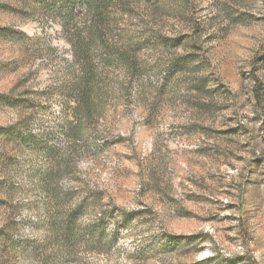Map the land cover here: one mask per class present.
<instances>
[{
    "label": "rangeland",
    "instance_id": "obj_1",
    "mask_svg": "<svg viewBox=\"0 0 264 264\" xmlns=\"http://www.w3.org/2000/svg\"><path fill=\"white\" fill-rule=\"evenodd\" d=\"M112 17L111 49L91 54L101 116L81 127L56 191L66 208L83 202L82 229L101 213L138 219L125 229L108 220L98 247L69 256L46 241L41 256L32 248L44 244L54 195L30 176L45 163L2 129L30 117L37 136L53 130L65 100L32 92L61 88L79 68L40 4L0 0V95L44 106L0 103V264H264V0H129ZM128 46L137 70L105 62Z\"/></svg>",
    "mask_w": 264,
    "mask_h": 264
},
{
    "label": "trees",
    "instance_id": "obj_2",
    "mask_svg": "<svg viewBox=\"0 0 264 264\" xmlns=\"http://www.w3.org/2000/svg\"><path fill=\"white\" fill-rule=\"evenodd\" d=\"M35 1L41 5L43 13L52 20H58L61 28L69 34L72 54L77 59L79 72L74 79L63 82L59 89L32 92L39 100L43 97L46 101L50 99L56 101L57 98L53 97L54 93L65 100L60 114V122L55 124L53 130L37 136L31 129L30 117H25L2 130L6 135L28 148L32 156L40 158L45 163L42 169L32 172L30 178L37 189L54 195L53 199L47 200L43 209L48 230L43 241L44 244L38 248L33 247L32 251L34 254L42 256L47 246L46 241H49L52 243L51 245L59 249L60 253L69 256L75 253L78 245L98 247L106 231L108 220L118 228L125 229L138 219L135 212L115 214L113 211L108 218L105 213H101L96 222L82 229L79 226V220L84 214L83 202L66 208L64 205L67 203L65 198L68 197L67 194L63 197L62 193L56 191L63 175L75 167L79 158L78 149L83 132L81 127L86 123H98L101 116L100 93L103 89V78L91 57L92 49L94 51L100 47L106 50L111 49L105 46H108L107 38L111 35L112 27L116 23V19L112 17L113 12L119 7L125 11L129 0ZM116 60L134 70H137L139 65L137 54L132 46H128L125 51L116 50L114 55L106 57L105 62L109 64ZM256 60L259 61V58L257 57ZM254 81L256 82L255 96L258 102H261L260 82L256 78ZM27 99L28 94L25 92L18 94L16 98L0 95V103H8L23 111H33L35 108L43 109L44 106L34 105ZM13 103H19V105L15 106ZM62 206L64 207L61 208ZM163 240L170 248L182 245L178 239L165 237ZM27 247H31V245L24 246V248ZM252 261L257 264L255 260Z\"/></svg>",
    "mask_w": 264,
    "mask_h": 264
}]
</instances>
